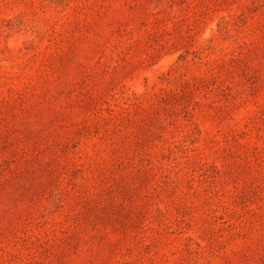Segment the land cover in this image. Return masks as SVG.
<instances>
[{
  "label": "rangeland",
  "instance_id": "obj_1",
  "mask_svg": "<svg viewBox=\"0 0 264 264\" xmlns=\"http://www.w3.org/2000/svg\"><path fill=\"white\" fill-rule=\"evenodd\" d=\"M0 264H264V0H0Z\"/></svg>",
  "mask_w": 264,
  "mask_h": 264
}]
</instances>
